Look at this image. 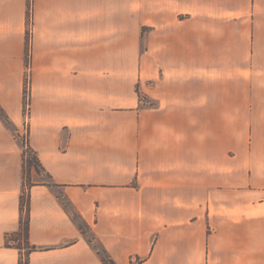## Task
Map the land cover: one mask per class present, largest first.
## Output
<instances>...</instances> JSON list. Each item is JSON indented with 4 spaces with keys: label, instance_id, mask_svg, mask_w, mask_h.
<instances>
[{
    "label": "crops",
    "instance_id": "1",
    "mask_svg": "<svg viewBox=\"0 0 264 264\" xmlns=\"http://www.w3.org/2000/svg\"><path fill=\"white\" fill-rule=\"evenodd\" d=\"M0 108L56 185L28 264H103L73 214L114 264H264V0H0ZM16 141L0 121V264Z\"/></svg>",
    "mask_w": 264,
    "mask_h": 264
},
{
    "label": "trees",
    "instance_id": "2",
    "mask_svg": "<svg viewBox=\"0 0 264 264\" xmlns=\"http://www.w3.org/2000/svg\"><path fill=\"white\" fill-rule=\"evenodd\" d=\"M28 43H29V36L27 34V46H28ZM0 119L4 122L5 126L9 128L11 122L8 120L7 116L5 115L4 111L1 108H0ZM26 148L32 154V157H30V154H28L29 152L24 151L25 156H24V161H23V169H25L26 166H29L30 168L34 169V171L37 174H39L40 176L44 178V180L37 182L38 184L47 185L51 188H54L56 185L52 182L51 176L41 166L35 153L32 150H30L29 147H26ZM22 185H23V188H22L21 195H20V219H19L20 230L14 236L13 235L11 236L13 237L11 241L16 242L14 245L15 248L24 250L25 252V255L20 258L18 264H28V260H27L28 252L34 251L36 249L35 247H31L28 243V208H29L28 190L34 184H30L26 186L25 184L22 183ZM24 197H25V201H24ZM65 206L67 207V209H69L67 203H65ZM22 214H25V220H23ZM72 216L75 222L77 223L79 230L84 235H86L88 242L93 246L97 254L100 256L103 264H114L113 261L109 258L106 251L103 249V247H101L99 244H96L92 236L87 235V227L80 221L79 217L74 214ZM21 233H24V242L27 246L26 247L27 249H24L21 245L18 244V242H20L19 237Z\"/></svg>",
    "mask_w": 264,
    "mask_h": 264
},
{
    "label": "rangeland",
    "instance_id": "3",
    "mask_svg": "<svg viewBox=\"0 0 264 264\" xmlns=\"http://www.w3.org/2000/svg\"><path fill=\"white\" fill-rule=\"evenodd\" d=\"M29 30V29H28ZM144 29L142 31V37H144ZM27 34L29 36L30 34V31H27ZM141 49H144V38H142L141 40ZM28 60H27V64H26V68L28 70ZM24 83H23V93H24V97L26 99V95L29 94V89H28V83H29V73L28 71L25 73V78H24ZM24 99V112H25V115H26V112H27V106H25V102L26 100ZM141 100H142V105L144 106L146 104V100L144 99V97L142 96L141 97ZM27 102H29L27 100ZM1 121V124L5 126L4 122L0 119ZM6 127V126H5ZM8 128V127H6ZM12 132H13V135L15 136V139L17 140L16 142L22 146L23 148V161H24V151H27L29 152V150H27V125L26 123L23 124V127L20 128V129H16L12 124H10L9 128ZM16 131H20V133H16ZM26 148V149H25ZM28 154H30V157H32V154L29 152ZM28 158V156H27ZM26 158V159H27ZM28 160V159H27ZM44 180V178L42 176H40L39 174H37L34 169L30 168L29 166H26L25 169H23V164H22V183L25 184L26 186L27 185H30V184H35L39 181H42ZM24 201H25V197H24ZM23 216V220H25V214H22ZM20 219V218H19ZM14 236V235H13ZM13 239V237H10L9 240H7V243H10V244H13L15 245L16 242H13L11 241ZM20 242H18L19 245H21L24 249H27L26 247V244L24 242V233H21L20 237Z\"/></svg>",
    "mask_w": 264,
    "mask_h": 264
},
{
    "label": "built area",
    "instance_id": "4",
    "mask_svg": "<svg viewBox=\"0 0 264 264\" xmlns=\"http://www.w3.org/2000/svg\"><path fill=\"white\" fill-rule=\"evenodd\" d=\"M29 89V88H28ZM24 99H25V97H24ZM26 102H25V106H27V105H29V102H27V100L29 101V94H27L26 95ZM28 107V106H27Z\"/></svg>",
    "mask_w": 264,
    "mask_h": 264
}]
</instances>
